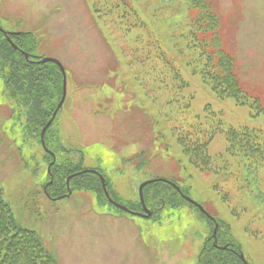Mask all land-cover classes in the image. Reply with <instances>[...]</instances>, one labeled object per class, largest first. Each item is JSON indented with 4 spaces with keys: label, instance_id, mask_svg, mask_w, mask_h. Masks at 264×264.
<instances>
[{
    "label": "rangeland",
    "instance_id": "obj_1",
    "mask_svg": "<svg viewBox=\"0 0 264 264\" xmlns=\"http://www.w3.org/2000/svg\"><path fill=\"white\" fill-rule=\"evenodd\" d=\"M128 1L182 82L171 75L160 81L163 63L135 43L142 29L121 33L125 22L114 24L103 10L95 14L94 0H0V27L35 34L40 46L33 55L58 60L67 72L66 101L52 128L60 141L50 147L72 150L59 160L100 171L124 206L138 200L143 182H175L229 230L249 264H264V166L250 169L226 142L231 128L264 134V116H255L264 105V0H212L244 105L193 73L192 52L180 38L192 18L183 0ZM207 141L208 158H197L193 143ZM141 152L144 161L131 162ZM47 177L45 152L0 76V188L18 224L38 233L59 264H199L213 226L197 209L176 201L183 205L144 219L102 205L91 193L53 201L43 192Z\"/></svg>",
    "mask_w": 264,
    "mask_h": 264
},
{
    "label": "trees",
    "instance_id": "obj_2",
    "mask_svg": "<svg viewBox=\"0 0 264 264\" xmlns=\"http://www.w3.org/2000/svg\"><path fill=\"white\" fill-rule=\"evenodd\" d=\"M183 1L189 6L192 18L187 23L190 34L183 28L180 38L186 41L182 47L192 52L193 64H196L193 73L202 77L215 93L236 99L240 105H243V89L235 73L233 59L228 53L217 50L221 45L218 35L220 17L212 2L210 0ZM93 9L95 14L102 10L105 14L110 12L112 14L110 18H116L114 24L120 21L125 22L120 30L125 35L134 29H142L140 34L134 35L135 43L141 42L142 51L155 52L152 60L163 63L162 68L160 66L157 68L161 76L160 81L164 82L170 75L177 82L183 81L180 72L174 69L175 64L167 57L159 40L151 32L146 31V24L139 15L140 9L138 10L132 1L130 3L128 0H94ZM11 39L18 50H15L8 42L6 35L0 32V76L6 81V95L13 104L14 111L24 118L27 131L38 143H41L42 129L50 120L62 97L63 76L60 68L54 63L37 64L26 60V54H29L32 61L40 60L33 55L39 47L38 38L34 34L21 33L12 35ZM137 50L141 51V48ZM148 59L151 58L148 57ZM258 107L256 115H264V106ZM53 126L54 123L45 134L47 147L56 155L70 154L72 150L61 146H56L55 150L50 147L54 140L60 141L57 132L52 130ZM209 141L201 144L193 143L192 146L197 148L200 154L197 158H208ZM226 142L228 152L232 156L239 155L250 161V169L254 165L259 171L260 167L264 166V134L260 131L231 128L226 135ZM45 159L51 161L52 157L46 154ZM82 170L81 164L74 163L70 158L57 161L52 167L54 181L48 187L49 195L58 197L66 194L67 178ZM71 187L74 191L92 192L99 201L109 204L104 196L100 178L93 173L87 172L74 176ZM144 198L150 208L163 204L166 207H175L176 201H183L171 186L162 182L148 185L144 189ZM134 205H139V209L141 207L140 202L133 203L132 206ZM210 223L214 227V223L211 221ZM218 239L220 245L232 246L235 251H241L235 238L230 235L228 229H223V226H220ZM211 241L212 238L206 242L208 245L200 255L199 264H243L234 252L213 248ZM0 264H59L45 247L44 240L39 234L18 224L12 207L3 197L1 188Z\"/></svg>",
    "mask_w": 264,
    "mask_h": 264
},
{
    "label": "water",
    "instance_id": "obj_3",
    "mask_svg": "<svg viewBox=\"0 0 264 264\" xmlns=\"http://www.w3.org/2000/svg\"><path fill=\"white\" fill-rule=\"evenodd\" d=\"M0 30H1V29H0ZM1 31H2V30H1ZM11 44H12V43H11ZM12 45H13V44H12ZM26 57L28 58V56H26ZM47 62H54V63H56V64L61 68V71L63 72V75H64V84H63V96H62V99H61V101H60V103H59L57 109H56L55 112L53 113V116H52L51 120L48 122V124L45 126V128H44L43 131H42V142H43V146H45V143H44V135H45L47 129L52 125V123H53V121H54V119H55V117H56L58 111L62 108V106H63V104H64V102H65V100H66V94H67V90H66V76H65V71H64V69H63L61 63H60L59 61H57V60H54V59H44V60H42L40 63H47ZM68 181H69V180H68ZM165 182H167V183H169L170 185H172V186H173L178 192L181 193L180 189H179L176 185H174V184H172V183H170V182H168V181H165ZM147 184H148V183L143 184V185L140 187V190H139V191H140V198H141V202H142L143 207H144L145 214H136V215H138V216H140V217H143V218H149V217L152 216V212H150V211L145 207V203H144V199H143V188H144ZM103 188L105 189V186H104V185H103ZM105 193H106V196L109 198V194H108V192L106 191ZM183 197H184V199L187 200L188 202H190V203L194 204L195 206H197L201 211L205 212L204 209H203L200 205H198L197 203H195L192 199H190V198H188V197H186V196H184V195H183ZM113 203H114V202H113ZM114 204H115L118 208H120V209H122V210H125V211H128V209H127L126 207L120 206V205H118V204H116V203H114ZM217 228H218V227L216 226V229H215V231H214V235H213V237L215 238L214 246L217 247V248H219V249H227V247L222 248V247H219V246L217 245V239H216ZM240 258L243 260V262H244L245 264H247L246 261H245V258H244V256H243V254L240 255Z\"/></svg>",
    "mask_w": 264,
    "mask_h": 264
},
{
    "label": "bare ground",
    "instance_id": "obj_4",
    "mask_svg": "<svg viewBox=\"0 0 264 264\" xmlns=\"http://www.w3.org/2000/svg\"><path fill=\"white\" fill-rule=\"evenodd\" d=\"M57 134L59 135L58 136V139H60V133L59 132H57ZM57 138V137H56ZM41 140H42V138H41ZM38 145H39V148L41 149L42 147H43V142L41 141V143H38ZM82 162H83V160H81ZM220 224H217V227L219 226Z\"/></svg>",
    "mask_w": 264,
    "mask_h": 264
}]
</instances>
